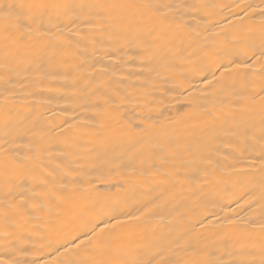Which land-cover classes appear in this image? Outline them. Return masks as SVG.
Returning a JSON list of instances; mask_svg holds the SVG:
<instances>
[{"label": "bare ground", "instance_id": "bare-ground-1", "mask_svg": "<svg viewBox=\"0 0 264 264\" xmlns=\"http://www.w3.org/2000/svg\"><path fill=\"white\" fill-rule=\"evenodd\" d=\"M33 2L78 20L0 29V260L259 264L264 0Z\"/></svg>", "mask_w": 264, "mask_h": 264}, {"label": "snow or ice", "instance_id": "snow-or-ice-1", "mask_svg": "<svg viewBox=\"0 0 264 264\" xmlns=\"http://www.w3.org/2000/svg\"><path fill=\"white\" fill-rule=\"evenodd\" d=\"M103 8L104 6H96ZM124 7H137V6H124ZM138 7L144 8V9H158L159 6L151 5V4H144L140 5ZM164 7H168L165 5ZM190 7H197L195 5H192ZM64 10V15L68 17L69 22L72 25L77 24V20L72 18V15H69V9L70 5L68 4H59V3H20V4H6V5H0V29H2L5 33H19L22 29H27V34L29 36H36V37H45L50 34V25L52 27H56L57 30H59V25H52L53 19H56L57 21L60 20L61 12L60 10ZM264 15V11L261 13ZM81 23H84L86 26H91L95 28V22L92 17H88L87 19L80 21ZM161 23L163 25H167L169 23L168 15L165 13L162 15ZM179 27V25H176ZM104 25L101 23V28H103ZM264 30V29H262ZM69 32L72 31L71 28L68 29ZM51 46V44H50ZM251 58H255L256 60L264 61V44L261 45L259 52H253L251 54ZM262 67H264V64H262ZM264 99V97H262ZM261 135L262 138H264V121H262V128H261ZM47 182L45 181V184ZM19 202L20 206L19 208L16 207V205H12L13 211H15L17 214H22L23 210L28 204L27 197L24 193H21L19 196ZM33 207H36V205H33ZM105 229L101 228L99 233L95 232V227L93 228V234L94 235H100L103 233ZM261 233L264 234V224L261 225ZM88 234L85 233V236ZM85 241H81L80 244H76L75 248L80 249L81 245L84 244ZM87 243H92V237H88ZM63 246V245H62ZM254 247V245H253ZM260 248L262 253V258L259 261V264H264V235L260 238ZM68 251H71V249H68ZM247 252V246H243L241 248V251L239 253V256L237 258L232 259L231 261H228L227 264H257V261L255 259H249L246 255ZM63 255V254H61ZM0 264H13V261H4L0 260ZM61 264H87L86 260H76V259H67L61 262Z\"/></svg>", "mask_w": 264, "mask_h": 264}]
</instances>
